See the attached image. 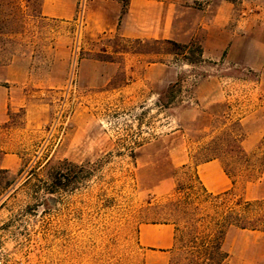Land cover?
Returning a JSON list of instances; mask_svg holds the SVG:
<instances>
[{"label": "rangeland", "instance_id": "374dc122", "mask_svg": "<svg viewBox=\"0 0 264 264\" xmlns=\"http://www.w3.org/2000/svg\"><path fill=\"white\" fill-rule=\"evenodd\" d=\"M165 1L190 21L186 8L219 0ZM225 1L234 46L190 64L166 41L90 35L79 0L72 20L43 16L41 0H0L5 264H145L147 223L174 226L168 264H189L202 243L221 246L222 264H264V232L220 234L235 197L264 200V171L237 176L235 157L264 136V0ZM209 159L232 195L203 190L195 167Z\"/></svg>", "mask_w": 264, "mask_h": 264}, {"label": "crops", "instance_id": "0c3cea01", "mask_svg": "<svg viewBox=\"0 0 264 264\" xmlns=\"http://www.w3.org/2000/svg\"><path fill=\"white\" fill-rule=\"evenodd\" d=\"M77 0H41L43 16L58 20H72ZM193 18L181 19V7L165 0H88L84 12V28L90 35L117 34L129 40L172 41L184 45L198 41L202 59H216L225 49L234 46V3L219 0L201 9L186 8ZM232 22V26L229 23ZM183 27V29H182ZM9 158L1 160L8 167ZM183 161L180 162L182 164ZM203 190L219 195L233 188L217 159L199 163L195 167ZM174 226L170 223L141 224L137 232L138 245L145 252V264H168L175 243Z\"/></svg>", "mask_w": 264, "mask_h": 264}, {"label": "trees", "instance_id": "16d2710c", "mask_svg": "<svg viewBox=\"0 0 264 264\" xmlns=\"http://www.w3.org/2000/svg\"><path fill=\"white\" fill-rule=\"evenodd\" d=\"M124 1V0H120ZM169 45L174 46L184 55L185 59L190 64L202 62V48L198 44L178 45L172 41H166ZM175 86H170L165 96H169V101L174 98L170 93ZM178 91L180 89L178 88ZM235 157L238 160L236 175L242 176L244 173L250 174L254 172L256 175L264 171V136L259 141L257 150L251 155L246 154L243 149L238 146L235 150ZM210 160V159H209ZM225 174L231 179L233 188L235 185L234 179L224 168ZM232 189L220 194L221 196L232 195ZM235 209L230 210L223 220L224 228L220 234H224L229 227L238 230L261 231L264 232V200L245 201L243 198L235 197ZM228 258V254L222 250L220 245L212 243L201 244L198 251L193 254L189 264H222Z\"/></svg>", "mask_w": 264, "mask_h": 264}, {"label": "built area", "instance_id": "2783aa9c", "mask_svg": "<svg viewBox=\"0 0 264 264\" xmlns=\"http://www.w3.org/2000/svg\"><path fill=\"white\" fill-rule=\"evenodd\" d=\"M85 3H86V0H79V2H78L79 11H78V17L76 18V22H78V23H82V21H83ZM0 264H5L2 257H0Z\"/></svg>", "mask_w": 264, "mask_h": 264}]
</instances>
